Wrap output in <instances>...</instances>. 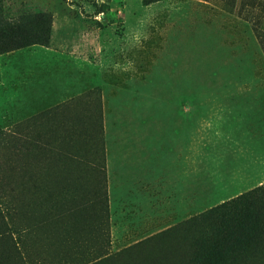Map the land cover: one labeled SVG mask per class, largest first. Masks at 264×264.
<instances>
[{
	"label": "rangeland",
	"instance_id": "1",
	"mask_svg": "<svg viewBox=\"0 0 264 264\" xmlns=\"http://www.w3.org/2000/svg\"><path fill=\"white\" fill-rule=\"evenodd\" d=\"M21 22L0 264H194L207 229L205 262L264 264V0H0Z\"/></svg>",
	"mask_w": 264,
	"mask_h": 264
},
{
	"label": "trees",
	"instance_id": "2",
	"mask_svg": "<svg viewBox=\"0 0 264 264\" xmlns=\"http://www.w3.org/2000/svg\"><path fill=\"white\" fill-rule=\"evenodd\" d=\"M144 1L146 3H148V2H151L152 0H144ZM36 19H37L38 24L37 25L35 24L34 28L32 27V28H28L27 29L26 26H25V29H27V30L36 29V30H33V33H31L32 34L31 41H26V42H29V43L38 42V41L44 42L47 39V35L43 32L47 28L46 29H43V26H45L46 23L48 24V20H46V18L44 16H42V15H37L36 16ZM21 24H22V22L19 23V24H15V23L11 24L10 23V24H7L5 27H2V30H0V50L1 51L7 50L4 47V44H9V43L15 42L14 39H16L15 38L16 32L25 30L24 27ZM36 31H37V33L35 34ZM45 32L47 33V30ZM15 45L16 44H11L10 47H14ZM220 209L222 210V213H226V214L231 213V212L234 211L233 210L234 208H233V206L231 204H227V205H224L223 204ZM242 224H244V223H242ZM208 225H210V224H208ZM246 228L247 227L245 226V229ZM207 230L212 232V234H211L212 236L211 235L206 236L205 238H202L201 241L199 242V246L197 247L196 252H195V255H194V264H196L197 260L199 261L198 264H209V261L208 262H205V256L204 255H207V254L205 253L204 249L210 243H212V241H213V238L212 237H214L217 241H220V240H218L219 239V235H218V233L214 229H212V230L207 229ZM247 231H248V229H247ZM172 254L173 253L166 254L165 256H163L162 258H160L161 260L160 259L157 260L156 256H153L151 258V260L147 262V264H161V261L162 260L165 261L168 258L170 260H172L173 259V257L171 256ZM226 254L225 255L215 254L217 256V262H216V260L213 259V261H211V264H215V263L216 264H220V263H222L228 257V254L227 255ZM202 256H204V257H202ZM171 264H174V263L171 262Z\"/></svg>",
	"mask_w": 264,
	"mask_h": 264
}]
</instances>
